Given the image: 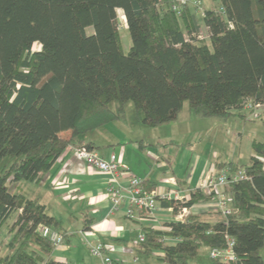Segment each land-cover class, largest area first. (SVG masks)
<instances>
[{
  "label": "trees",
  "instance_id": "obj_1",
  "mask_svg": "<svg viewBox=\"0 0 264 264\" xmlns=\"http://www.w3.org/2000/svg\"><path fill=\"white\" fill-rule=\"evenodd\" d=\"M182 1L0 0V225L17 215L0 264H62L51 260L56 246L40 231L50 227L65 239L62 222L8 185L40 183L70 146L92 149L83 137L125 117L129 102L150 128L176 121L186 103L200 118H228L248 101L264 105V0H212L203 12ZM120 11L132 42L127 53ZM203 26L209 40L197 37ZM253 149L245 166L217 165L232 172L223 189L227 213L189 214L167 232L150 229L146 252L189 264L202 249L226 250L233 239L235 259L210 264H264V144ZM239 170L246 178L235 181ZM216 196L197 188L184 203L161 204L177 214ZM165 236L178 243L167 245Z\"/></svg>",
  "mask_w": 264,
  "mask_h": 264
},
{
  "label": "crops",
  "instance_id": "obj_2",
  "mask_svg": "<svg viewBox=\"0 0 264 264\" xmlns=\"http://www.w3.org/2000/svg\"><path fill=\"white\" fill-rule=\"evenodd\" d=\"M128 109L125 117L87 133L82 139V144H91L92 149L106 160H109L111 152L115 151L118 159L130 168V174L121 176V184L126 186L131 176H139L144 179L146 191L159 195V205L155 214L136 212L134 218H128L126 204H121L114 210L113 194L110 191L111 176L77 158L71 147L66 149L40 183L25 184L21 191L19 189L23 185L22 182L11 183L12 192L39 200L46 206L50 216L62 222L61 231L66 237L63 244L56 246L50 256L55 262L100 264L101 261L93 256L95 260L90 263L91 260L87 261L85 254H82L85 251L89 252L86 241H90L92 244L103 243L117 264H168L162 260L164 256L162 251L154 250L147 253L139 241V236L146 234L150 229L167 232L168 223L185 222L189 214H202L209 219L210 212L220 210L209 204L211 201L197 203L187 208L186 212L180 211L177 214L173 213L172 208L162 206L161 200L165 199L163 195L171 189H177L183 201L188 200L191 191L199 188L207 176L219 172L217 165L224 163L206 159L194 151L184 149L175 167L178 168L177 171L172 168L171 162H167L170 169L165 171L167 166L163 152L167 147L164 145L166 142H174L176 134L174 126L168 128L167 125L170 124L168 123L150 130L147 126L139 124L137 117L138 123L135 121L132 124L129 120L132 118L129 113L131 106ZM242 111L238 114L249 120L246 116L247 111ZM134 114L136 116V112ZM194 119L196 118H192ZM213 200H218V197ZM15 221L16 217L13 223ZM164 241L167 245L178 243L177 239L170 236H165ZM9 252L7 245V249L0 257ZM210 263L211 260H207L199 253L189 264Z\"/></svg>",
  "mask_w": 264,
  "mask_h": 264
},
{
  "label": "rangeland",
  "instance_id": "obj_3",
  "mask_svg": "<svg viewBox=\"0 0 264 264\" xmlns=\"http://www.w3.org/2000/svg\"><path fill=\"white\" fill-rule=\"evenodd\" d=\"M212 0H202L203 9H208L212 7ZM122 12H119V29L123 44L124 52H128L132 42L130 34L127 30V24L121 19ZM247 26L254 31V25L252 18L248 21ZM203 30L206 33L207 29L203 26ZM93 28H88L87 33L93 34ZM41 48L39 43H36L33 47L34 51H39ZM130 110V123L134 124L137 122L136 116L134 114V104L129 102L127 105V114ZM115 107H118V104H115ZM243 112V111H241ZM194 117H191V116ZM246 116H249L247 114ZM192 118H196L192 120ZM198 118V119H197ZM198 120V121H197ZM249 120H251L249 118ZM245 120L238 113L235 115L229 116L228 118L220 117H207L200 118L196 117L193 112L189 109L188 103L185 104L184 110L181 113L180 117L173 123L168 124V128L175 129V140L174 142H166L164 147H167L163 152L165 156L166 168L170 169V166L167 162H171L172 168L175 169L177 163H179L180 157L184 152V149L194 151L197 155L204 157L206 159H213L215 162L221 163H231L238 164V167L247 165L250 162V158L254 153V143H264V121L261 119L258 120ZM139 122V121H138ZM137 122V123H138ZM140 124V122H139ZM150 130L153 128L147 127ZM163 146V145H162ZM163 148V147H162ZM183 151V152H181ZM236 166V165H234ZM178 168L175 170L177 171ZM23 184L19 191L28 184V182H22ZM33 184V183H29ZM30 186V185H29ZM8 188L10 191L13 189V185L9 184ZM212 206L219 208V200L211 201ZM229 203V207H230ZM217 212V211H215ZM17 217L14 214L10 217L5 223L0 225V254H3L7 249L9 243L10 233L9 229L13 224L14 218ZM208 249H202L200 254L204 256L207 260H211L209 255L207 256ZM85 254L84 257L90 263L94 262L95 259L92 258L90 252L82 253ZM264 256V251H263ZM88 262V263H89Z\"/></svg>",
  "mask_w": 264,
  "mask_h": 264
},
{
  "label": "built area",
  "instance_id": "obj_4",
  "mask_svg": "<svg viewBox=\"0 0 264 264\" xmlns=\"http://www.w3.org/2000/svg\"><path fill=\"white\" fill-rule=\"evenodd\" d=\"M182 2L184 3L185 0ZM193 3L200 12H203L204 9L200 1L194 0ZM172 8L176 11L179 10L177 5H173ZM206 29V33L202 30L198 34V39H210L209 30L208 28ZM244 110L249 114L248 118L251 120H258L261 119L264 114V105L248 101L245 103ZM70 147L73 149L77 158L84 160L90 167L111 176L110 191L113 194L112 204L114 210H117L121 204H126V216L128 218H134L136 212L145 211L151 215L155 214L159 205V195L156 192L146 191L143 185L144 179L139 176H131L127 181V185H122L120 178L123 174H130V168L118 159L115 151H112L109 160H106L94 149H89L85 146ZM260 159L264 163V156L260 157ZM64 165L65 167L67 166V164ZM231 174L232 172L230 168L226 167L216 174L207 176L199 186V188L206 190L207 192L211 193L212 191H215L217 193L216 197H218L219 200V208L224 213H227L230 209L229 203H231V198L223 194V189L228 184ZM245 178L246 174L244 170H239L232 175V179L235 181ZM163 198L167 200H176L182 203L187 201H183L177 189H171L168 193L163 195ZM186 209L187 208H183L181 211L186 212ZM40 231L41 234L48 238L55 246L63 244L64 239L62 234L54 231L50 227L42 226L40 227ZM145 238V234H141L139 236L140 243H143ZM228 241L229 247L226 250L211 249L209 250V257L212 259L218 258L224 261L235 259V254L233 252L234 240L229 239ZM86 243L90 254L94 258L99 259L101 261L100 264H117L103 243L98 242L92 244L90 241H86Z\"/></svg>",
  "mask_w": 264,
  "mask_h": 264
},
{
  "label": "bare ground",
  "instance_id": "obj_5",
  "mask_svg": "<svg viewBox=\"0 0 264 264\" xmlns=\"http://www.w3.org/2000/svg\"><path fill=\"white\" fill-rule=\"evenodd\" d=\"M122 17H121V19L124 21V22H126V19H125V17H124V15H123V13L122 14H120ZM119 18H120V16H119Z\"/></svg>",
  "mask_w": 264,
  "mask_h": 264
}]
</instances>
